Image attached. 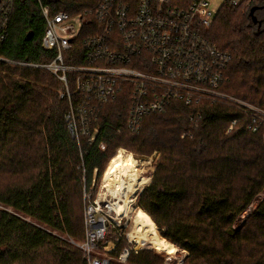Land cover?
I'll return each mask as SVG.
<instances>
[{
	"label": "trees",
	"instance_id": "1",
	"mask_svg": "<svg viewBox=\"0 0 264 264\" xmlns=\"http://www.w3.org/2000/svg\"><path fill=\"white\" fill-rule=\"evenodd\" d=\"M3 2L0 264H88L78 247L85 238L83 189L96 178L97 191L119 150L160 155L148 186L144 188L150 180L140 176L138 166L135 178L143 190L137 207L165 236L162 251L171 254L176 246L187 251L184 264H264V199L248 212L264 191V142L262 131L249 128L250 116L224 103L176 101L146 117L141 132L131 134L126 128L130 98L124 93L102 106L93 122L100 130L98 142L90 145L83 139L79 146L66 120L69 103L60 98L62 83L48 71L24 64L54 59L42 46L46 22L41 5L53 14L81 18L84 28L67 58L68 64H78L69 58L84 53L83 41L99 34L94 11L101 0H14L1 11ZM254 7L258 5L227 3L207 37L231 56L221 89L264 109V15L256 14L261 25L254 24ZM185 133L190 135L182 138ZM101 143L106 150L100 149ZM128 262L162 260L142 250Z\"/></svg>",
	"mask_w": 264,
	"mask_h": 264
},
{
	"label": "built area",
	"instance_id": "2",
	"mask_svg": "<svg viewBox=\"0 0 264 264\" xmlns=\"http://www.w3.org/2000/svg\"><path fill=\"white\" fill-rule=\"evenodd\" d=\"M3 1L1 11L8 10L14 0ZM227 3L245 8L256 4L264 9V0ZM41 10L46 22L42 46L53 53L54 59L46 64L24 65L44 69L62 83L60 98L69 103L66 120L79 146L83 139L90 145L98 142L100 130L92 127L93 122L102 106L124 93L130 98L126 128L131 134H139L146 117L162 113L173 102L191 105L207 100L243 110L251 118L249 128L262 131L264 142V109L221 89L231 56L207 37L218 14L213 0H101L94 11L100 32L83 41L84 53L70 56L78 62L75 65L68 64L67 58L84 28L81 18L63 12L53 14L48 6L41 5ZM100 149L106 150L105 144L101 143ZM81 159L85 180L82 152ZM95 188L96 178L91 187L83 189L85 238L78 247L88 264H112L116 242L124 237L116 220L127 219V214L115 210L114 203L107 200L104 184L97 191ZM263 199L264 191L256 196L248 212ZM112 230L117 238L105 243ZM128 242L117 258L120 264H127L131 254L140 250L137 245L131 246L130 239ZM187 256V251L177 248L174 254L161 258L163 264H184Z\"/></svg>",
	"mask_w": 264,
	"mask_h": 264
},
{
	"label": "bare ground",
	"instance_id": "3",
	"mask_svg": "<svg viewBox=\"0 0 264 264\" xmlns=\"http://www.w3.org/2000/svg\"><path fill=\"white\" fill-rule=\"evenodd\" d=\"M139 163L138 160L132 158L131 154H117L111 160L106 170L105 179L108 180L113 187L119 186L122 195L121 197L125 198L124 205H121L120 203L113 204L115 210H117V208L121 210L119 212H122V210H128V202L131 201L129 200L130 196H134L139 191V184L134 177V169ZM119 175H123L120 182L117 180ZM128 237L131 242L136 243L138 248L145 246L147 249L149 248L155 251H160L165 246V240L160 236L156 225L148 214L142 210L137 211L134 226H132ZM176 251L177 249L175 252ZM175 252L166 254L172 255Z\"/></svg>",
	"mask_w": 264,
	"mask_h": 264
},
{
	"label": "rangeland",
	"instance_id": "4",
	"mask_svg": "<svg viewBox=\"0 0 264 264\" xmlns=\"http://www.w3.org/2000/svg\"><path fill=\"white\" fill-rule=\"evenodd\" d=\"M227 2H228V0H213V8L216 11L219 12L227 4ZM257 15L258 16L261 15V17H262V15H264V10L258 11L257 12ZM126 154H131L132 158H134V159H136V160H138L140 162L139 164H137V166L139 168H141V170H142L140 176L143 177L144 179H149L150 180L144 186V188H145L152 181L153 174H154V172L156 170V166L155 165H156V162L158 161V159L160 158V155L158 153H154V154H152L150 156H143V155H137V154L131 153L129 151H126ZM108 166H109V164L107 165V167L105 168V170L102 173V176H101V179H100V183H99V185L97 187V190L102 186V184H104L103 192H105L107 195H109L107 197V200L111 201V203H120L121 205H124V202H125L124 199L125 198L121 197L122 195L120 193V187L119 186L113 187L112 185H110V183L108 182V180L105 179L106 170H107ZM137 166H136V168H137ZM136 168L134 169L135 170L134 177H135V173H136ZM122 176L123 175H119L117 177V180L119 182H120ZM105 187H108L109 188V192H107V190H106ZM140 193H141V187L139 186V191L135 194L136 196L135 195L134 196H130V198H129V200H131V201L128 202L129 203L128 204V210H125V211L122 210L123 213L127 214V219L124 218V219H121V220H119V219L116 220V223L120 225V227H118V229L124 233V237L122 239H120L118 242H116V247L113 250V254H112V257H113L112 264H120L117 261V258H118L119 254L121 252L120 249L122 247H124L126 244L129 245V242H128L129 239H128V236L127 235L130 233V231L132 229V226H134V220H135V215H136L137 211L138 210H141V209H139L137 207V199H138V196H139ZM117 211H121V210L119 208H117ZM244 221H245V219L241 223H238L237 226H241L244 223ZM125 224H127L126 227H124ZM158 232H159L160 236L162 237L163 236V233L159 229H158ZM110 235L111 236H109V238L107 240V243L108 242H113L117 238V234H116V231L115 230H112V232L110 233ZM164 237H162V238H164ZM165 244H166V241H165ZM131 246L136 247V243L133 242ZM177 248L178 247L176 246V249ZM142 250L153 252V254L155 256H157L158 258H160L162 260V263L161 264H163V259L161 257H159L158 255H156L155 252L161 253L164 256L167 255L166 252H164L162 250L155 251V250H152V249H149V248L147 249V247H145V246L142 247V248H140V250H139L138 253H133V254H135V255L136 254H139ZM127 264H134V263L128 262Z\"/></svg>",
	"mask_w": 264,
	"mask_h": 264
},
{
	"label": "water",
	"instance_id": "5",
	"mask_svg": "<svg viewBox=\"0 0 264 264\" xmlns=\"http://www.w3.org/2000/svg\"><path fill=\"white\" fill-rule=\"evenodd\" d=\"M0 3H1V0H0ZM258 10H260V9L257 8V7L252 8L251 11H250V17H251L252 22L254 24H258L260 26L261 22L258 20V18L255 15Z\"/></svg>",
	"mask_w": 264,
	"mask_h": 264
},
{
	"label": "flooded vegetation",
	"instance_id": "6",
	"mask_svg": "<svg viewBox=\"0 0 264 264\" xmlns=\"http://www.w3.org/2000/svg\"><path fill=\"white\" fill-rule=\"evenodd\" d=\"M256 14H257V12H256ZM256 14H255V15H256ZM256 17H257V15H256Z\"/></svg>",
	"mask_w": 264,
	"mask_h": 264
}]
</instances>
